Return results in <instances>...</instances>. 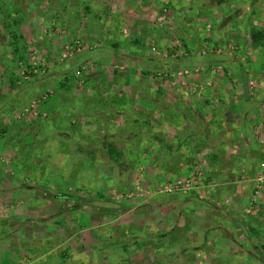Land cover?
<instances>
[{"label": "rangeland", "instance_id": "374dc122", "mask_svg": "<svg viewBox=\"0 0 264 264\" xmlns=\"http://www.w3.org/2000/svg\"><path fill=\"white\" fill-rule=\"evenodd\" d=\"M252 28L264 29V0H0V264H230L231 252L213 254L211 239L195 248L187 217L207 228L232 212L248 232L235 220L227 250L240 253L231 264H264V160L239 211L231 190L221 198L207 187L205 155L189 146L174 154L172 142L166 157L159 133L136 136L133 124H115L114 108H140L150 100L143 91L168 84L190 90V102L219 84L236 86L218 57L256 77L264 46L250 40ZM230 43L240 57L227 54ZM66 78L69 91L60 88ZM256 88L264 92L257 79L251 96ZM70 135L82 144L76 152ZM50 191L76 201L45 214L58 211L42 197ZM8 216L21 227L5 235ZM246 240L255 252L241 251Z\"/></svg>", "mask_w": 264, "mask_h": 264}, {"label": "crops", "instance_id": "0c3cea01", "mask_svg": "<svg viewBox=\"0 0 264 264\" xmlns=\"http://www.w3.org/2000/svg\"><path fill=\"white\" fill-rule=\"evenodd\" d=\"M118 5H120V2ZM257 53L259 58L264 60V53L259 51ZM217 60L226 62V68L231 71L233 80L236 79L238 82L236 86H233L235 88L232 86L231 88H226L224 84H219L215 89L209 88V98H204L202 96L194 102H190L188 98V96L192 94L190 90L181 85L169 86L170 84H168V86H166V91L162 89V86L156 89L147 88L143 92L144 94H149L148 98H150V100H144V103H140L143 104L140 108L139 106L135 108V104L132 105L127 102V104H122L120 107L118 104H114V108L117 109H115V111L118 113V117L115 120L117 123L115 124L124 123L130 126L133 124L134 129L137 128V130L133 129L135 135H139L142 139L146 140H149L150 137L152 138L154 134L159 133V136H161L160 139L162 141L164 139L166 140V143H163L161 146V152H163L166 157L174 156L181 148H186L187 146L190 147L187 148V151L195 152L197 150L202 157L205 155L202 162L209 175H211V178H213V180L208 183L207 187L211 190H217L215 192H219L221 198L226 197L225 195L230 193L229 191L231 190L233 205L236 208H240L239 211H241L244 206L249 205L250 196L248 192V182L253 171L255 172L258 169L257 160H264V94H262L264 92L256 88V91L259 90L257 94L255 93L256 97L251 96L250 94L252 93H248V90H246V84H248L250 80L254 82V80L257 79L264 85V69L262 71L260 69L259 73L256 72V77L253 76L254 78H251L249 77V71H252V69L246 70L248 72L247 74L245 70H238L233 67L231 65L233 61H228L227 58L218 57L215 61ZM149 61H151L154 67L155 63L152 62L153 60ZM192 61L194 64H204L208 62V60L201 61L199 58L198 60L193 58ZM184 62L188 61L184 60ZM124 87L125 86L121 88L118 87V91L114 90L115 88L113 87L114 91L111 90V92H113V94L121 91L123 92ZM137 88L141 90L140 87H136L135 92H138ZM158 92H161L163 99L160 102L159 100L152 102L155 97L152 95ZM222 93H229L233 97L232 99L228 98L229 96L224 97ZM139 98L142 99V96H139ZM235 98L237 100H234ZM119 101L120 96L118 98V102ZM188 119L196 120L195 123L200 120L202 121V125L197 126V123L192 128L187 122ZM154 124H156V126H153ZM232 125L235 126L236 130L232 128ZM163 127L165 128L164 131ZM213 128L215 129L214 134ZM172 142L176 144L174 154L173 151L169 149ZM196 202L199 203V205L202 203L206 204L202 200H195L193 204ZM208 204L211 205L210 203ZM172 209L171 207V210ZM232 213L214 216L213 220L210 221L211 225L207 228L196 227L195 225H198L196 224L197 222L192 221L190 217L188 218L186 216L187 219H189L188 226L190 223H194V226L191 227L189 231L192 232L191 235L196 240L194 242V244L197 245L195 248H200L201 242H203L200 240L211 239L214 241L212 243L214 249L213 254L221 256L231 252L233 256L238 255V253H240L238 250H227V248L229 249L232 247L230 246V234L233 232L232 226L236 220V226L238 227H235V229L239 228L241 231L243 229V235L248 232V229L243 228V225L246 227L248 223L245 222V219L243 222L241 220V222H239L238 218L233 216ZM3 219L9 220L8 224H5V221L2 222L5 226L3 229L5 235L18 231L21 227V225L19 226V224H17L21 222L18 221V217L8 216ZM182 223L184 225L183 221ZM184 226H182L183 230ZM195 231L197 232L195 233ZM222 232H224L225 235H222ZM2 240L3 239L0 238V245L4 244ZM246 243V245L241 243V245H243L241 251L246 248L247 253L250 251L252 253L255 252L257 246L255 245V249H253L254 241L246 240ZM203 246L204 244L202 247ZM239 247L241 246L239 245ZM195 248H192L193 252H195ZM35 250L36 249H33L32 253H35V255L39 254L40 251ZM47 253L50 254L49 252L42 254L44 258ZM233 256H230L227 263H232ZM34 259H38V255L34 256Z\"/></svg>", "mask_w": 264, "mask_h": 264}, {"label": "trees", "instance_id": "16d2710c", "mask_svg": "<svg viewBox=\"0 0 264 264\" xmlns=\"http://www.w3.org/2000/svg\"><path fill=\"white\" fill-rule=\"evenodd\" d=\"M249 33V37H250V40L253 42V44L254 45H256V46H260V47H262V46H264V29H258V28H252V29H250V31L248 32ZM66 81H67V84L66 85H64L63 83H65V82H63L62 84H61V89L62 90H65V91H69L68 89V84L69 83H71V80H70V78H66L65 79ZM69 82V83H68ZM247 86H248V84H246V90H248V93H250V90L247 88ZM251 95V94H250ZM70 137H71V139H68V140H70L71 141V144L72 145H75V146H72L73 147V149H74V151H75V147H77L78 145H80L81 147H82V144L80 143V142H78V141H75V138L76 139H78V137L76 136L75 138H73V135H70ZM80 139V138H79ZM74 140V141H73ZM73 142H75L76 144H73ZM76 152V151H75ZM78 153V152H77ZM77 156H81V154L80 155H77ZM84 157V155L83 156H81L80 158H83ZM79 159V157L77 158V160ZM49 172L51 173V170H49ZM28 189H30V187L28 186ZM25 191V190H24ZM25 193V192H24ZM49 193V192H48ZM99 195L100 196H103V195H101V193H99ZM43 199H47V198H49V199H52L53 201H55V203H57V205H58V211H54L56 208L55 207H53V208H55L54 210H53V208H50L48 211H47V209H46V212L47 213H45V214H53V213H56V212H61L62 211V209H61V207H62V205L63 204H65V202L66 201H71V202H73V200L74 201H76L75 199H74V197H69V196H60L59 194H57V192H52V191H50V194L49 195H44L43 194ZM33 199H36V200H39V199H41V196H39V194H37V195H35V196H33ZM81 200H83L82 198L80 199L79 198V200L78 201H81ZM41 207H43V206H41ZM54 211V212H53ZM59 216H61V215H59Z\"/></svg>", "mask_w": 264, "mask_h": 264}, {"label": "built area", "instance_id": "2783aa9c", "mask_svg": "<svg viewBox=\"0 0 264 264\" xmlns=\"http://www.w3.org/2000/svg\"><path fill=\"white\" fill-rule=\"evenodd\" d=\"M226 49H227V54L229 56H238V57L241 56V51L236 47V45H233L230 43L227 45ZM202 52L204 54V51H202ZM253 87H254V82L252 80H250L248 82V89L250 90V92L253 89ZM261 166L264 167V163H261ZM262 179L263 178H261V177L257 178L258 181H260ZM177 184H180V182H177Z\"/></svg>", "mask_w": 264, "mask_h": 264}]
</instances>
